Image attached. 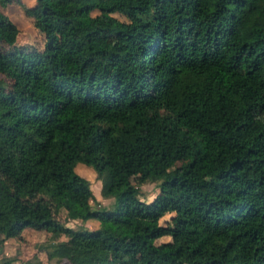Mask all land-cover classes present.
I'll use <instances>...</instances> for the list:
<instances>
[{"label": "trees", "instance_id": "1", "mask_svg": "<svg viewBox=\"0 0 264 264\" xmlns=\"http://www.w3.org/2000/svg\"><path fill=\"white\" fill-rule=\"evenodd\" d=\"M22 10L45 40L40 51L12 45L0 10V118L10 114L21 137L0 140V244L25 227L105 241L103 229L44 216L42 202L66 193L81 220L116 230L119 264H264V119L252 115L264 108V0H35ZM76 162L104 194L115 186L112 209ZM158 180L143 200L139 185Z\"/></svg>", "mask_w": 264, "mask_h": 264}, {"label": "rangeland", "instance_id": "2", "mask_svg": "<svg viewBox=\"0 0 264 264\" xmlns=\"http://www.w3.org/2000/svg\"><path fill=\"white\" fill-rule=\"evenodd\" d=\"M35 0H13L0 10L8 16L14 24L15 30L9 32L8 39L10 43L24 52L40 51L43 48L45 36L44 33L32 24L31 18L23 13L22 6H31ZM96 11H91L95 14ZM119 20H125V17L119 13H112ZM112 36L102 39L103 46H109L113 42ZM5 109L0 106V113ZM254 118L264 119V108L252 109ZM12 116L5 115L0 118V140L8 139L14 143L21 140L20 130L11 129ZM6 125V127H5ZM7 143V142H6ZM7 146L3 141L0 143V152ZM2 153V152H1ZM74 170L89 181L91 192L101 208H113V191L115 187L109 189L108 193L101 192V180L96 177L95 171L81 162H76ZM129 180L137 182V175L132 174ZM158 181H148L139 185L140 197L145 201H151L158 193ZM25 194V192H24ZM21 192V197L27 198ZM43 214L73 229H103L108 238L103 242H88L77 237H68L62 233L51 229H33L29 227L22 228L15 236L6 238L0 244V260L4 258H13L14 263L29 262L30 264H88L94 259L101 258L109 264H119V258L115 250L111 248L112 239L116 237V230L107 223L95 218L81 220L78 216V208L71 199L64 194L53 193L45 202H42ZM92 202V206H93ZM95 207V206H93ZM172 212L162 213L157 219V223H164L171 220ZM170 236L163 235L156 239L159 241L169 240ZM65 249L66 255L58 258L50 255L52 251ZM138 264H161L153 258L147 256H137L135 258ZM125 264H134L125 262Z\"/></svg>", "mask_w": 264, "mask_h": 264}]
</instances>
